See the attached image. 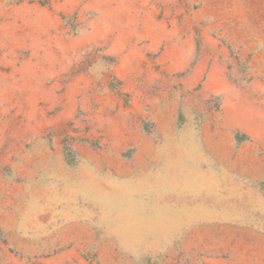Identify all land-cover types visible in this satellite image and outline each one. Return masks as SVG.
I'll return each instance as SVG.
<instances>
[{
	"label": "rangeland",
	"instance_id": "obj_1",
	"mask_svg": "<svg viewBox=\"0 0 264 264\" xmlns=\"http://www.w3.org/2000/svg\"><path fill=\"white\" fill-rule=\"evenodd\" d=\"M0 264H264V0H0Z\"/></svg>",
	"mask_w": 264,
	"mask_h": 264
}]
</instances>
